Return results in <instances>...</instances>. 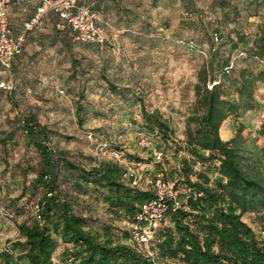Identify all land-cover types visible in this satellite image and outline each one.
<instances>
[{"label": "trees", "instance_id": "1", "mask_svg": "<svg viewBox=\"0 0 264 264\" xmlns=\"http://www.w3.org/2000/svg\"><path fill=\"white\" fill-rule=\"evenodd\" d=\"M195 1L184 0L191 6L182 25L203 30L210 47L207 50L195 39L186 43L191 42L194 51L205 50L210 62L201 68L194 85L195 107L187 116L185 138H176L170 119L159 107L148 109L143 95L135 94L144 120L141 131H158L152 142L164 156L157 164L165 178L175 183L179 201L168 211L149 247L131 241L124 221L151 198V188L146 183L132 186L124 181V167L114 159L96 160L88 166L74 161L64 150L53 149L48 143V127L30 113L21 120L28 139L40 152L33 186L44 189L38 198L43 221L36 219L32 208L31 221L16 223L20 237L9 240L12 252H0L1 264H264V237L244 219L250 213L264 222V119L256 128L249 118V114L258 113L264 118V98L258 95L264 87V15L253 24L249 20L261 15L257 7L264 5V0H212L214 14L191 11ZM52 13L54 36L76 41L73 33L62 27L58 14ZM45 17L27 34L23 51L29 37L41 30ZM23 20L16 34L21 32ZM216 34L222 40H216ZM115 39L109 35L104 45H97L112 44L115 50ZM0 70L8 79L5 70ZM102 74L112 92L128 98L129 90L109 79L105 68ZM84 113L83 103L78 102L80 120ZM226 125L232 131L229 138L223 133ZM10 139L8 134L3 144ZM161 143L172 148V163ZM63 182L68 183L70 194L62 191ZM81 196L106 204L124 224L121 233L112 223H92L91 217L78 209L79 203L86 202ZM60 244L64 248L56 262Z\"/></svg>", "mask_w": 264, "mask_h": 264}, {"label": "rangeland", "instance_id": "2", "mask_svg": "<svg viewBox=\"0 0 264 264\" xmlns=\"http://www.w3.org/2000/svg\"><path fill=\"white\" fill-rule=\"evenodd\" d=\"M93 2L100 21L109 23L108 34L116 38L115 50L112 44L99 47L57 34L41 45V37L50 34L41 35L39 30L29 37L15 61L16 88L4 86L6 74L0 70V252L5 245H11L9 240L20 237L16 223L33 219L32 202L44 192L42 187L33 186L40 152L22 126L24 114L37 115L48 127V143L53 149L64 150L71 159L88 166L96 160L113 159L111 150L117 148L124 153L117 160L124 168L148 164L146 167L153 172L160 169L161 165L153 162V145L140 133L144 120L136 93L143 95L148 109L159 107L170 119L177 139L185 138L187 116L195 107L194 85L201 68L210 62L203 49L194 51L186 43L195 39L207 50L210 47L203 30L182 25L190 2ZM195 4L191 11L215 13L212 0H196ZM34 9L35 4L29 3L14 11L11 21L15 32L20 31L22 20ZM257 11L261 15L251 16L252 24L264 15V5L258 6ZM228 32L224 29L226 35ZM104 68L109 79L129 90L127 99L109 88L108 79L102 74ZM214 68L217 71L216 65ZM258 95L264 98V87ZM78 102L84 105L82 120L76 114ZM251 116L250 121L258 128L264 118L259 113ZM225 130L231 131L228 125L223 127V133ZM8 134L11 139L4 145ZM160 146L172 163V148L162 143ZM28 166L30 170L26 171ZM61 189L70 194L67 182ZM81 199L86 202L79 203L78 209L91 217L92 223H112L115 231L121 233L124 224L106 204L98 198ZM244 219L264 237V222L258 216L249 213ZM63 248L64 244H60L54 256L56 262H60Z\"/></svg>", "mask_w": 264, "mask_h": 264}, {"label": "built area", "instance_id": "3", "mask_svg": "<svg viewBox=\"0 0 264 264\" xmlns=\"http://www.w3.org/2000/svg\"><path fill=\"white\" fill-rule=\"evenodd\" d=\"M22 1L0 0V68L7 73L8 79L4 86L8 89L16 88L12 71L13 62L22 53L27 34L41 23L42 18L49 11L58 14L63 20L62 27L69 29L76 41L104 45L109 39L107 28L109 23L100 21V16L93 7V0H36L34 12L23 20L22 30L16 34L11 25L10 15ZM215 39L222 40L218 34L215 35ZM187 44L190 48H194L191 42ZM202 52L207 54L205 51ZM58 91L64 92L63 89ZM140 133L151 145H153L152 139L158 136V131H140ZM123 155L120 149L112 148L111 156L114 160H121ZM152 155L153 162L158 163L163 159L164 153L153 145ZM146 166L148 164L124 168L121 178L132 186H140L144 181L153 192L151 198L140 205L132 218L124 221L130 231L132 242L150 245L168 211L179 205V201L175 183L165 178L164 171L158 169L153 172ZM52 195L53 192L49 191L48 196ZM32 208L36 219L41 223L43 221L42 202L37 199ZM3 250L12 252V247L5 245ZM149 254L153 256L154 253L149 251Z\"/></svg>", "mask_w": 264, "mask_h": 264}, {"label": "crops", "instance_id": "4", "mask_svg": "<svg viewBox=\"0 0 264 264\" xmlns=\"http://www.w3.org/2000/svg\"><path fill=\"white\" fill-rule=\"evenodd\" d=\"M29 3H32V4H35V6H36V0H26V1H24V4L23 5H25V4H29ZM19 9V8H18ZM18 9H14V10H12L11 11V15H10V21H11V19L13 18V16L15 15V10H18ZM33 13V11L31 12H29L28 14H27V16H25L24 17V19L25 18H28L31 14ZM45 16V15H44ZM11 25H12V27L14 26L13 25V22L11 21ZM14 29V28H13ZM54 31H55V29H54V15H53V13L52 12H48L47 14H46V17L44 18V21H43V25L41 26V35L42 34H44V32H48L50 35L49 36H47V38L46 37H41V45L43 44V41H44V44H45V41L46 40H50L51 38H54L55 36H54ZM14 32H15V30H14ZM29 41V40H28ZM25 49V48H24ZM226 131V133H224V135H225V137L226 138H229L230 136H231V134H232V131H230V132H227V130H225Z\"/></svg>", "mask_w": 264, "mask_h": 264}]
</instances>
